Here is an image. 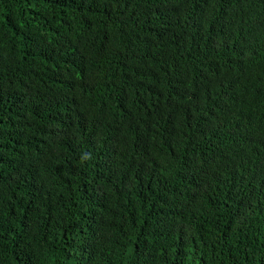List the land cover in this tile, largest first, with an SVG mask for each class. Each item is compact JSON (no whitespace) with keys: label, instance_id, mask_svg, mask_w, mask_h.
<instances>
[{"label":"trees","instance_id":"1","mask_svg":"<svg viewBox=\"0 0 264 264\" xmlns=\"http://www.w3.org/2000/svg\"><path fill=\"white\" fill-rule=\"evenodd\" d=\"M0 264H264V0H0Z\"/></svg>","mask_w":264,"mask_h":264}]
</instances>
